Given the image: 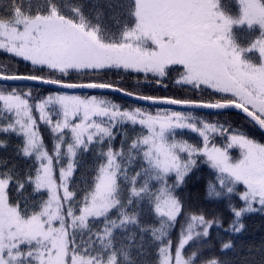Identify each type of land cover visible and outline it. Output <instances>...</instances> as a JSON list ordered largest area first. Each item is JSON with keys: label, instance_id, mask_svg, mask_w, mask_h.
<instances>
[{"label": "snow or ice", "instance_id": "6c2138e0", "mask_svg": "<svg viewBox=\"0 0 264 264\" xmlns=\"http://www.w3.org/2000/svg\"><path fill=\"white\" fill-rule=\"evenodd\" d=\"M0 264H264V0H0Z\"/></svg>", "mask_w": 264, "mask_h": 264}, {"label": "trees", "instance_id": "16d2710c", "mask_svg": "<svg viewBox=\"0 0 264 264\" xmlns=\"http://www.w3.org/2000/svg\"><path fill=\"white\" fill-rule=\"evenodd\" d=\"M253 224V228H254V235H255V238L258 240L259 237H260V232L258 231V228H259V221L258 220H255L252 222Z\"/></svg>", "mask_w": 264, "mask_h": 264}]
</instances>
